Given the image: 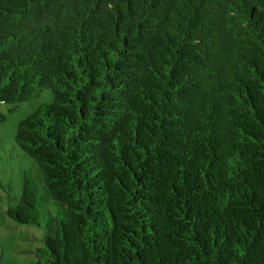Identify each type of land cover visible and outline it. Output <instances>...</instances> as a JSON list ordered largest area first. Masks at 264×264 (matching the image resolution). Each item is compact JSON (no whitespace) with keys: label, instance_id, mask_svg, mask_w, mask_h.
<instances>
[{"label":"trees","instance_id":"16d2710c","mask_svg":"<svg viewBox=\"0 0 264 264\" xmlns=\"http://www.w3.org/2000/svg\"><path fill=\"white\" fill-rule=\"evenodd\" d=\"M44 90L34 264H264V0H0V105Z\"/></svg>","mask_w":264,"mask_h":264},{"label":"rangeland","instance_id":"374dc122","mask_svg":"<svg viewBox=\"0 0 264 264\" xmlns=\"http://www.w3.org/2000/svg\"><path fill=\"white\" fill-rule=\"evenodd\" d=\"M51 98V93L44 90L29 102L0 105L4 116V122L0 123V260L4 264H34L35 250L41 247L42 229L16 224L8 218L6 210L18 201L22 172L31 173L39 187L38 170L15 145L14 135L18 122Z\"/></svg>","mask_w":264,"mask_h":264}]
</instances>
